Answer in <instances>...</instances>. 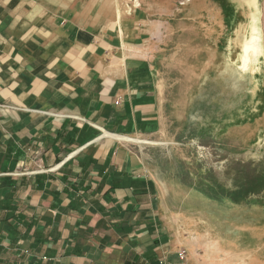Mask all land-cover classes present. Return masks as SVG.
Wrapping results in <instances>:
<instances>
[{
  "label": "crops",
  "instance_id": "obj_1",
  "mask_svg": "<svg viewBox=\"0 0 264 264\" xmlns=\"http://www.w3.org/2000/svg\"><path fill=\"white\" fill-rule=\"evenodd\" d=\"M28 4L0 0V264H259L258 206L233 208L249 215L238 244L195 184L167 204L150 146L167 88L148 48L106 56L83 29L56 42Z\"/></svg>",
  "mask_w": 264,
  "mask_h": 264
},
{
  "label": "rangeland",
  "instance_id": "obj_2",
  "mask_svg": "<svg viewBox=\"0 0 264 264\" xmlns=\"http://www.w3.org/2000/svg\"><path fill=\"white\" fill-rule=\"evenodd\" d=\"M28 6L56 42L75 41L71 36L83 29L106 56L129 46L148 48L167 88V132L150 145L163 170L167 204L171 186L183 194L193 184H209L201 164L214 168L218 162L214 174L226 182L223 164L252 162L264 178V0H29ZM202 140L221 150L218 158L212 161ZM262 198H225L227 220L235 218L238 229L228 223L221 236L235 232V241L244 243L249 215L232 216V210L264 211ZM260 224L253 240L264 264Z\"/></svg>",
  "mask_w": 264,
  "mask_h": 264
},
{
  "label": "trees",
  "instance_id": "obj_3",
  "mask_svg": "<svg viewBox=\"0 0 264 264\" xmlns=\"http://www.w3.org/2000/svg\"><path fill=\"white\" fill-rule=\"evenodd\" d=\"M209 140H202L201 145L205 148L211 149V159L218 158L220 155V149L217 146L213 145ZM231 152H227L225 155H230ZM207 162V158H203ZM209 162V161H208ZM218 162H215L214 168H210L207 165H202L204 168V179L208 181V185L200 184L199 186L195 185L194 188L204 194H206L211 199L217 201H224L225 198H229L234 203H243L249 202L252 199L259 198L264 196V178L261 172L257 171L254 168L252 162L246 163H232L226 162L223 166L220 167V175L223 174L224 180L228 181L230 178V184H226L223 180L220 181L214 174L215 169L217 168ZM225 163V162H224ZM232 164L234 166H232ZM250 171L253 173L250 176ZM228 177H226L227 175ZM264 199V198H262Z\"/></svg>",
  "mask_w": 264,
  "mask_h": 264
}]
</instances>
